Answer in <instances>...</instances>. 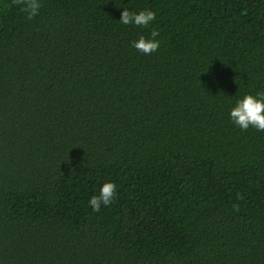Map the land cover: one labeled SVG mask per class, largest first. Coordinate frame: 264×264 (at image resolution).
Instances as JSON below:
<instances>
[{
  "label": "trees",
  "instance_id": "1",
  "mask_svg": "<svg viewBox=\"0 0 264 264\" xmlns=\"http://www.w3.org/2000/svg\"><path fill=\"white\" fill-rule=\"evenodd\" d=\"M40 4L0 0V264H264V131L230 120L264 92V0Z\"/></svg>",
  "mask_w": 264,
  "mask_h": 264
},
{
  "label": "clouds",
  "instance_id": "2",
  "mask_svg": "<svg viewBox=\"0 0 264 264\" xmlns=\"http://www.w3.org/2000/svg\"><path fill=\"white\" fill-rule=\"evenodd\" d=\"M15 3L21 5L22 10L28 13V19L38 15L41 8L40 0H15ZM155 18L156 14L153 11L142 10L135 13L124 9L121 12L119 22L123 25L147 28ZM150 36V39L140 36L137 41L132 42V47L143 55L156 52L160 47L159 41L155 39L159 36V32L153 29ZM230 120L242 131L248 130L249 127L255 128L257 131H264V92H258L255 96L246 95L238 100L230 111ZM116 194V184L104 183L99 194L90 198L89 206L93 212H99L102 205L107 207L114 202Z\"/></svg>",
  "mask_w": 264,
  "mask_h": 264
}]
</instances>
